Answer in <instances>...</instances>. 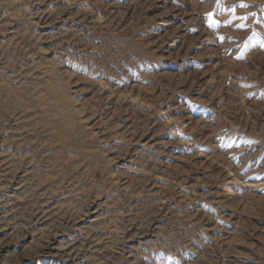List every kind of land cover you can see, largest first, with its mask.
I'll use <instances>...</instances> for the list:
<instances>
[{
	"label": "rangeland",
	"instance_id": "374dc122",
	"mask_svg": "<svg viewBox=\"0 0 264 264\" xmlns=\"http://www.w3.org/2000/svg\"><path fill=\"white\" fill-rule=\"evenodd\" d=\"M0 264H264V0H0Z\"/></svg>",
	"mask_w": 264,
	"mask_h": 264
}]
</instances>
